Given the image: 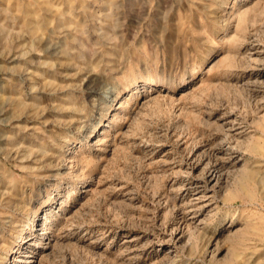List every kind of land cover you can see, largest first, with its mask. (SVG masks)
Returning <instances> with one entry per match:
<instances>
[{
  "label": "rangeland",
  "instance_id": "obj_1",
  "mask_svg": "<svg viewBox=\"0 0 264 264\" xmlns=\"http://www.w3.org/2000/svg\"><path fill=\"white\" fill-rule=\"evenodd\" d=\"M249 169L264 0H0V264H264Z\"/></svg>",
  "mask_w": 264,
  "mask_h": 264
},
{
  "label": "bare ground",
  "instance_id": "obj_2",
  "mask_svg": "<svg viewBox=\"0 0 264 264\" xmlns=\"http://www.w3.org/2000/svg\"><path fill=\"white\" fill-rule=\"evenodd\" d=\"M256 166L258 167V165H256ZM248 177H249V179L251 178V179H253L255 181V188L257 190H264V171L263 172H259L258 169H256V170L249 169ZM249 192H250V195H251L252 198L257 193L256 191H249ZM261 192L264 193V191H261Z\"/></svg>",
  "mask_w": 264,
  "mask_h": 264
}]
</instances>
